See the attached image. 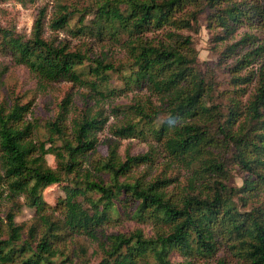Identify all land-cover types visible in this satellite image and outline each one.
<instances>
[{
    "label": "trees",
    "instance_id": "16d2710c",
    "mask_svg": "<svg viewBox=\"0 0 264 264\" xmlns=\"http://www.w3.org/2000/svg\"><path fill=\"white\" fill-rule=\"evenodd\" d=\"M16 1L34 4L37 0ZM187 1L97 0L82 9L60 5L49 24L51 31H66L74 38L123 44L131 71L126 84L149 87L163 102V113L136 102L126 109L134 110L137 118L113 127L112 134L144 141L151 136L171 163L191 167L199 162L204 166L194 172L178 201L165 196V189L176 182L173 179L157 177L149 183L140 178L122 180L135 167L147 164L153 152L127 155L125 161H119L117 148L110 146V155L98 160L95 167L107 179L82 172L88 154L97 151L99 133L109 122L101 111L94 112V106L98 99L116 94L117 90L101 91V87L106 85L108 73H118L121 65L94 57L91 48L73 50L48 38L44 10L30 37L16 29L0 28L1 52L27 67L41 83L90 87L88 94L82 93L83 106L75 105L70 95L64 98L56 116L46 123L48 136L43 141H36L41 125L28 120L30 103L22 104L17 98L10 107H0V206L5 199L10 201L6 222L0 216V264H60L65 257L64 244L76 237L98 244V264H200L213 259L221 248L232 252L241 264H264V202L250 207L246 203L247 195L264 189V74L249 99L248 111L244 113L236 104L222 122V113L203 99L206 83L194 71L197 59L191 52V38L174 33L169 35L170 43L149 42L144 37L166 26L193 29V21L198 22L205 8H212L207 15L209 28L224 31L227 57L236 59L233 70L240 74L264 57V32L260 30H264V7L245 9L243 1L202 0V7L189 19H176ZM223 4L224 10L213 11L214 6ZM88 17L93 19L87 21ZM243 27L250 31L237 40V30ZM235 80L239 86L253 78ZM162 114L167 117L159 121ZM243 117V124L234 132V123ZM213 128L222 136L221 142L233 148V160L249 175L241 189L215 179L226 173L223 156L202 163L215 140ZM47 155L55 156V170L46 166ZM65 183L55 204L50 205L44 191ZM239 194H243L240 205L234 201ZM21 197L41 219L39 235L38 227H33L29 238H24L22 226L15 222L24 205ZM125 218L143 225L150 222L158 231L146 235L143 227L129 234L106 233V228ZM175 253L183 260L174 261ZM218 264L228 263L222 259Z\"/></svg>",
    "mask_w": 264,
    "mask_h": 264
},
{
    "label": "rangeland",
    "instance_id": "374dc122",
    "mask_svg": "<svg viewBox=\"0 0 264 264\" xmlns=\"http://www.w3.org/2000/svg\"><path fill=\"white\" fill-rule=\"evenodd\" d=\"M95 1L97 0H37L34 4H31L16 0H0V28L16 29L17 32L30 37L35 20L40 12L44 10L46 17V35L48 38H52L57 43H62L63 45L67 44L73 50H78L81 46L84 49L91 48L90 52L94 57L121 65L118 73H108V81H106V85L101 87V91H105V88L114 91L117 90L115 92L116 94L110 99H98L97 104L94 106V112L101 111L109 118V122L105 130L99 133L97 151L88 154L82 166V172L85 173L88 171L101 179H107L108 176L96 171L95 167L98 160L110 155V146L117 148V159L119 161H125L127 155L138 156L146 153L152 155L151 152H153L152 159L150 158L147 164H141L135 167L128 174V177L122 180L128 179L129 182H133L140 178L143 182L149 183V181L157 177L173 179L176 182L165 189V196L172 198L174 201H178L183 197L184 190L189 185L190 180H192L194 172L204 166L199 162L194 163V166L191 167L190 164L186 163H171L159 145L152 140L151 136H148V139L144 141L137 138L119 139L112 134L113 127L122 126L124 122H130L137 118L134 110L126 109V107L132 106L136 102L142 105L149 104L163 113V108L161 107L163 102L149 87L143 88L144 86L140 87L134 84L128 86L126 84L125 77L129 76L130 78L131 71L128 67L130 64L129 56L123 44L110 39L98 41L86 37L74 38L66 31L53 32L49 28V24L57 15L60 5L73 9H82L93 4ZM242 1L244 2L245 9L255 6L264 7V0H235V3L240 4ZM202 2V0H188L184 9L177 14L176 19H189L191 14L199 11L202 7ZM225 8L226 5L224 4L216 5L213 11L216 9L222 11ZM211 11L212 8L208 10L205 8V12H202L200 17H198V22L193 21V29L185 28L178 30L174 27L166 26L160 31L147 33L144 37L149 42L158 41L170 43L169 35L174 33L179 36L191 38L193 42L191 52L197 59V66L194 71L198 76L204 77L206 83L203 99L210 106H215V110L222 113L221 121L224 122L232 110H235L234 105L236 104L240 106V109L244 113L248 111L249 99L258 86V82L262 77L261 74H264V57H259L249 67L245 68L243 72L236 74L233 70L236 59L227 57L230 54L226 53V47L228 45L226 34L221 28L214 30H210L209 28V18L207 15ZM213 18L215 19V17ZM90 19H93V17H88L87 21ZM76 22L77 19L73 20L71 26H74ZM261 28H264V25ZM260 30L264 32L263 29ZM248 31H250L248 27L239 28L236 36L237 40H240ZM246 51L244 50V54ZM236 77H250L253 78V81L238 86V82L235 80ZM89 92L90 87H81L69 82L43 84L35 78L27 67L17 65L12 57L2 53L0 49V107H10L17 98L20 99L22 104L30 103L32 105V113L28 115V120L33 124L38 123L41 125L36 134V141H43L45 140V136H48L45 128L46 123L56 116L59 110L58 106L64 98L70 95L75 105L83 106L82 93L88 94ZM117 107H121V109L116 110ZM158 117L159 121H162L167 116L166 114H162ZM243 120H245V117L240 118V120L234 123V132L238 131L239 126L243 124ZM203 122L205 124L207 123L206 121ZM213 136L215 140L209 146L208 153L202 158V160L204 159L202 163L212 161L214 157L223 156L227 164L226 173L222 179H215L223 181L230 188H243L244 180L249 175L233 160L235 156L233 148H230V146L227 148L221 142L223 138L217 133L215 128H213ZM49 147L50 145H45L46 149ZM46 162V166L51 169L55 170L57 168L55 156L47 155ZM210 174L213 173H208L209 176ZM66 184L54 185L47 188L43 193L45 200L50 205H54L56 197L62 193V187ZM198 185L202 187L201 183H198ZM256 190L254 194L247 195L248 199L246 200L248 201L245 202L249 207L252 203L257 205L264 202V189L260 191L258 189ZM241 195L243 194H239L234 198L235 203L239 205V197ZM20 202L24 205L21 211L16 213L15 222L18 226H22L23 237L29 238L30 231L33 227H38L37 233L39 235L42 226L41 219L34 210L25 205V199L23 197L20 198ZM1 203L0 216L6 222V214L10 208V201L5 199ZM55 216L59 217L60 215L57 213ZM117 221L111 227L105 229L106 233L126 232L129 234L143 227L146 235H151L158 231V228L150 222L143 225L130 218ZM63 250L65 257L61 259L60 264H98L101 259L98 244L83 237L68 239L63 246ZM172 258L178 262L183 260L177 253ZM63 259H66V261L63 262ZM222 259L227 261L228 264H241L239 259L226 248H221L213 259L199 263L218 264ZM150 261L153 260L150 259Z\"/></svg>",
    "mask_w": 264,
    "mask_h": 264
}]
</instances>
